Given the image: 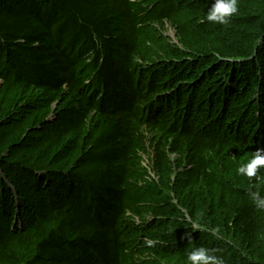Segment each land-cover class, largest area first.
<instances>
[{"label": "trees", "instance_id": "16d2710c", "mask_svg": "<svg viewBox=\"0 0 264 264\" xmlns=\"http://www.w3.org/2000/svg\"><path fill=\"white\" fill-rule=\"evenodd\" d=\"M252 1L0 0V264H264Z\"/></svg>", "mask_w": 264, "mask_h": 264}, {"label": "clouds", "instance_id": "9594fccd", "mask_svg": "<svg viewBox=\"0 0 264 264\" xmlns=\"http://www.w3.org/2000/svg\"><path fill=\"white\" fill-rule=\"evenodd\" d=\"M238 11V0H213L207 13V20L218 24H227L229 18ZM264 167V148H257L247 163L239 167L238 172L247 177H257L258 170ZM258 209L264 210V196L257 192L250 193ZM203 213H198L194 226H199ZM189 264H224L222 257L215 250L200 246L194 247L187 255Z\"/></svg>", "mask_w": 264, "mask_h": 264}, {"label": "rangeland", "instance_id": "374dc122", "mask_svg": "<svg viewBox=\"0 0 264 264\" xmlns=\"http://www.w3.org/2000/svg\"><path fill=\"white\" fill-rule=\"evenodd\" d=\"M249 12H253L254 14L259 15V17L261 18L262 22V26H264V0H254L252 2H250V6H248ZM160 31H161V35L167 39L168 41H170V43L174 44L177 43V38H176V34L174 32V29L172 28V26L165 22L163 23V25L157 27ZM2 86V80H0V87ZM56 109V106H54V110ZM146 134V138L147 140H152L153 139V133H150L149 131L145 132ZM173 159V161H175L177 159L176 155H173L171 157ZM144 166L147 168L148 167V161L147 158H144Z\"/></svg>", "mask_w": 264, "mask_h": 264}]
</instances>
